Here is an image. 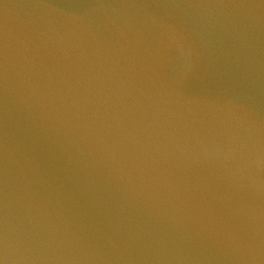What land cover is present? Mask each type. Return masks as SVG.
I'll return each instance as SVG.
<instances>
[{"label": "water", "instance_id": "obj_1", "mask_svg": "<svg viewBox=\"0 0 264 264\" xmlns=\"http://www.w3.org/2000/svg\"><path fill=\"white\" fill-rule=\"evenodd\" d=\"M0 264H264V0H0Z\"/></svg>", "mask_w": 264, "mask_h": 264}]
</instances>
